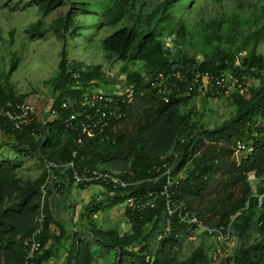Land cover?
I'll use <instances>...</instances> for the list:
<instances>
[{
  "label": "trees",
  "instance_id": "trees-1",
  "mask_svg": "<svg viewBox=\"0 0 264 264\" xmlns=\"http://www.w3.org/2000/svg\"><path fill=\"white\" fill-rule=\"evenodd\" d=\"M140 1L27 0L44 15L62 5L69 7V12L53 20L51 26L64 39L71 27H74L71 34H75L87 18H90L89 26L114 27L102 40L108 52L106 58L127 64L144 63V71L124 66L122 72L129 82L136 83L139 94L144 91L141 100L151 102L152 106L141 110L131 105L124 126L112 134L114 140L101 141L98 137L82 135L79 130L67 129L64 119L72 109L62 108L61 103L69 100L78 104L83 94L96 86V79L106 80V74L103 64L70 62L63 51L59 71L45 82L54 96L58 118L46 126L36 121L33 124L36 134L31 126L15 130L0 122L3 135L10 137L0 144V153L3 147L9 146L20 154H36L43 165L46 160H75L81 167L113 171L130 182L103 200L92 202L86 212L88 216L109 206L125 205L129 197L144 204L152 199L155 205H145L140 211L125 205L131 233L120 235L115 228L92 229L100 244L115 249L112 264H264V200L260 204L257 196L264 194V54L258 52L264 39V0ZM183 5L189 6V12L206 9L208 16L202 15L199 19L198 40L194 39L192 22L176 15ZM26 32L33 38L43 36L44 21L38 19L30 23ZM173 32L178 34V39L171 48L166 46L162 36ZM188 38L194 50L188 47ZM197 52L205 55L202 63L194 58ZM237 58L241 59L240 67L235 66ZM226 60L229 63H225ZM226 69L238 74L248 89L246 94L226 97L234 105V112L210 127L197 111V95L184 96L181 77L192 78L198 71ZM73 71H80L79 80H75ZM12 72L11 69L8 74L1 73L0 107L24 102L31 96V92L18 91L10 80ZM159 83L162 86H158ZM166 84L167 89L163 87ZM202 98L209 99L208 96ZM239 143L247 147L240 148L239 151L246 152L241 158L236 157ZM75 149L77 157L72 156ZM0 155V264H22L24 241L35 229L48 172L44 169L36 178L26 177L21 173V159ZM165 161H170L168 167L175 180L171 197L176 203L184 202L189 212L201 219L202 235L218 236L206 227L228 226L236 215L230 236H237L240 245L232 256L215 262V248L201 241L188 256L182 257L180 249L184 239L193 235L198 227L195 223L180 222L177 213L171 216V231L164 234L169 216L167 198L161 192L167 180L164 177L155 184L152 170ZM182 172L184 175L179 176ZM64 173L66 175L59 173L62 187L73 183L72 170L65 168ZM220 173L225 175L228 186L208 200L206 193ZM251 173L255 174L254 181L249 179ZM151 191L158 193L150 196ZM48 193L47 190L44 200L46 225L39 237L42 250L35 264L47 261L54 254L56 243H62L63 238L51 229L56 221L48 205ZM253 227L259 236L249 242L248 233Z\"/></svg>",
  "mask_w": 264,
  "mask_h": 264
},
{
  "label": "rangeland",
  "instance_id": "rangeland-1",
  "mask_svg": "<svg viewBox=\"0 0 264 264\" xmlns=\"http://www.w3.org/2000/svg\"><path fill=\"white\" fill-rule=\"evenodd\" d=\"M151 1L155 2L156 0ZM140 3H142V0ZM231 4L227 3L228 6H231ZM178 9L177 17L182 16L192 22L191 29L194 33V39L198 40L199 19L202 15L204 17L208 16L206 9L202 8V10L199 9L198 11L192 9L189 12L188 5H183ZM217 9L222 10L218 6ZM69 10L68 6L62 5L54 9L52 13L44 15L38 11L36 6L27 3V0H0V78L1 73L8 74L12 69L10 80L19 92H31L29 100L43 102L52 94L45 82L59 71V63L64 56L63 51L66 52L70 62L76 60L84 62L85 65L103 64L104 71H113L116 75L122 72L124 66L141 70L145 67L141 61H133L127 64L115 58L107 59L108 52L104 50L102 40L115 29L107 26L98 27L96 24L93 27L89 26L88 21H90V18L85 19L87 22L81 25L77 31L78 33L71 34L74 29V27H71L70 31L66 33L65 39L59 37L51 27L53 20L69 12ZM38 19L44 21L45 32L43 36L33 38L26 32V28L29 27L30 23L36 22ZM122 25L123 23L116 28ZM11 31H13V34H11ZM11 40H13L12 43ZM192 44L188 38L187 45L194 50ZM258 52L264 54V39L259 44ZM15 62L16 66L13 67ZM125 77L126 73L123 72L121 81ZM121 81L118 78L110 79L109 81L99 78L95 80L96 86L93 89L105 93H117L123 87ZM196 98L198 103L197 111L200 113L203 122L210 127H215L223 120L229 118L235 110L234 105L226 99ZM136 106L141 110H147L152 105L151 102L144 101L136 104ZM1 153L7 159H21L23 161L21 168L26 177H35L45 169V165L41 163L36 154H20L19 151H15L9 146H5ZM245 154V151H237L236 157L241 158ZM0 158L2 159V155H0ZM182 175H184L183 172L179 174V176ZM218 176L219 179L212 183L206 193L208 200L219 193L221 189L224 190L228 186V182L225 181V175L220 173ZM119 227L118 223L110 226V228ZM202 234V229H199L196 234H190L184 239L180 249L182 257L188 256L191 250L201 241L215 248L213 250L215 262L220 261L222 257L232 256L240 245L237 236H231L230 241H224L218 236H204ZM258 236L256 227H253L248 233V241L252 242Z\"/></svg>",
  "mask_w": 264,
  "mask_h": 264
},
{
  "label": "built area",
  "instance_id": "built-area-1",
  "mask_svg": "<svg viewBox=\"0 0 264 264\" xmlns=\"http://www.w3.org/2000/svg\"><path fill=\"white\" fill-rule=\"evenodd\" d=\"M198 62H202L205 57L198 54L196 57ZM225 63H229L228 60ZM235 66H241V60L236 59ZM73 77L78 80L81 77L79 71H73ZM187 79V77H185ZM252 82V80H250ZM247 87L242 78L233 72L232 69H226L220 72L215 71H199L192 79L185 83V92L190 94L196 92L200 95H208L211 97H229L235 93L246 94ZM136 88L134 84L126 85L116 95L106 94L102 91L91 90L87 91L81 97L78 104L71 101L64 100L61 107L64 109H72V112L65 120V126L70 130H79L82 135H87L90 138L98 137L101 141L104 139H115L112 134L118 132L124 126L127 120V108L136 101ZM168 100V98H166ZM59 111L54 107V96L51 94L46 101L39 104L37 101L26 100L24 102L9 104L8 107H0V122H5L8 126L15 130H22L26 127H33L36 121L46 126L49 122L58 118ZM33 134H36L35 127L32 128ZM82 142V138L78 140ZM240 148L247 149L244 144L239 143ZM78 151L73 150L72 156L77 157ZM170 161H165L160 165H156L152 170V181L155 184L160 183L162 178H166V184L163 185L161 194L167 198V212L168 219L165 227V233L171 231V216L178 214L180 222L196 224L198 228L193 231V234L199 229L204 228L200 218L195 214H191L187 205L184 202H174L172 199L171 188H173L172 169L168 167ZM45 170L48 172L47 180L43 186L42 206L39 215L36 219V226L33 232L24 241V259L22 264H35L37 255L42 250V243L40 235L44 232L47 215L44 210L45 195L51 180H53L58 188L62 187L59 173L66 175L65 168L72 170V179L74 184L83 183L85 185L99 184L101 192L98 200H103L108 194H114L115 190L121 187H127L130 182L116 172L109 170H102L101 168H92L90 166L81 167L77 165L75 160L66 162L45 161ZM166 170L161 173V171ZM254 179V174L249 176ZM157 191L149 192L150 196L156 195ZM259 203L262 204L264 194H257ZM154 198V197H153ZM127 207L135 211H140L145 205L154 206L155 202L151 199L147 203L137 202L134 197H129L125 201ZM236 215L232 216V220L228 226H221L220 228H208L210 233L217 232L218 237L224 241H230L231 224ZM163 235V234H162ZM162 235L160 237H162Z\"/></svg>",
  "mask_w": 264,
  "mask_h": 264
},
{
  "label": "crops",
  "instance_id": "crops-1",
  "mask_svg": "<svg viewBox=\"0 0 264 264\" xmlns=\"http://www.w3.org/2000/svg\"><path fill=\"white\" fill-rule=\"evenodd\" d=\"M38 103L42 104V101ZM9 139L0 128V144ZM21 173L26 176L23 170ZM39 175L40 173L31 177L36 178ZM48 191V205L56 221L51 229L63 238L62 243H56L54 254L41 264H112L115 260V249L100 244L92 229H109L111 225L118 223L120 227L115 229H118L120 235L131 233L132 225L125 215V205L109 206L88 216V206L97 202L101 192L99 184L82 187L71 183L58 188L51 180Z\"/></svg>",
  "mask_w": 264,
  "mask_h": 264
},
{
  "label": "clouds",
  "instance_id": "clouds-1",
  "mask_svg": "<svg viewBox=\"0 0 264 264\" xmlns=\"http://www.w3.org/2000/svg\"><path fill=\"white\" fill-rule=\"evenodd\" d=\"M162 39L164 40V43L166 44V46H168V47H171V48H173V46H174V44H175V41H177V39H178V34L176 33V32H173V33H167V34H164L163 36H162ZM198 54H202L204 57H205V55L202 53V52H197L196 54H195V56H194V58L196 59V57H197V55ZM197 60V59H196ZM205 60V59H204ZM203 60V61H204ZM241 60V59H240ZM202 61V62H203ZM198 62V61H197ZM202 62H198V63H202ZM144 69V68H143ZM143 69H142V71H143ZM72 71V70H71ZM204 71H208V70H204ZM211 71V70H210ZM80 72V71H79ZM199 72V71H198ZM198 72H196V74L198 73ZM201 72V71H200ZM105 78H106V80L107 81H109L110 79H115V78H118L120 81H121V79H122V74H123V72H121V73H119V74H115L113 71L112 72H106V70H105ZM195 74V75H196ZM72 75H73V72H72ZM194 75V76H195ZM193 76V77H194ZM109 77V79H107ZM192 77V78H193ZM81 78V77H80ZM192 78H188L187 77V79H185V77L184 76H182L181 77V80L183 81V87H184V92H183V94H184V96H188V95H191V94H196L197 95V97H202V96H208V95H200V94H198V93H196V92H192V93H190V94H186V92H185V83H186V81L187 80H190V79H192ZM76 80V79H75ZM79 80V79H78ZM121 83H123V87L120 89V90H122L126 85H128V84H134L135 85V88H136V97H137V99H136V101L133 103V104H131V105H136V104H138V103H140V102H143V100H141L142 99V97H143V95H144V91L143 90H141L140 91V94L138 93V89H137V85H136V83H133V82H129L128 81V79H127V76L125 77V79L124 80H122L121 81ZM153 84H155V82H152ZM158 86H162L161 85V83H159L158 84ZM168 84H166V85H164L163 87L165 88V89H167L168 88ZM94 90V89H93ZM97 91V90H96ZM52 93V92H51ZM105 93V92H104ZM118 93V92H117ZM117 93H106V94H110V95H116ZM209 98H213V99H219L218 97L216 98V97H211V96H208ZM165 100H166V98H168V100H169V97L168 96H164L163 97ZM226 97H224L223 99H225ZM27 100H29V99H27ZM168 100H166V101H168ZM69 101V100H68ZM72 102V101H71ZM131 105H129L128 106V108L131 106ZM128 108H127V113H128ZM127 119H128V117H127ZM239 151V150H238ZM251 174H253V173H251ZM250 174V175H251ZM249 175V176H250ZM250 179V178H249ZM254 179H255V174H254ZM254 179H250V180H252V181H254Z\"/></svg>",
  "mask_w": 264,
  "mask_h": 264
}]
</instances>
